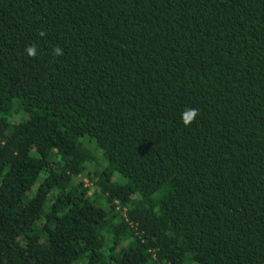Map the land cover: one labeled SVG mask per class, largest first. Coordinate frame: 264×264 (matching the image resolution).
Instances as JSON below:
<instances>
[{
	"label": "trees",
	"instance_id": "obj_1",
	"mask_svg": "<svg viewBox=\"0 0 264 264\" xmlns=\"http://www.w3.org/2000/svg\"><path fill=\"white\" fill-rule=\"evenodd\" d=\"M0 264H264V0H0Z\"/></svg>",
	"mask_w": 264,
	"mask_h": 264
},
{
	"label": "clouds",
	"instance_id": "obj_2",
	"mask_svg": "<svg viewBox=\"0 0 264 264\" xmlns=\"http://www.w3.org/2000/svg\"><path fill=\"white\" fill-rule=\"evenodd\" d=\"M26 51L30 57L34 56V46H30L29 48L26 49ZM54 53L56 55H63L62 50L59 48L54 49ZM198 115L199 112L197 109H186L182 114V122L184 126L185 127L191 126V124L195 121Z\"/></svg>",
	"mask_w": 264,
	"mask_h": 264
},
{
	"label": "rangeland",
	"instance_id": "obj_3",
	"mask_svg": "<svg viewBox=\"0 0 264 264\" xmlns=\"http://www.w3.org/2000/svg\"><path fill=\"white\" fill-rule=\"evenodd\" d=\"M97 155H98V153H96ZM98 163H101V159H100V157H99V155H98ZM87 167H88V169H90L91 167H92V165L91 164H87ZM79 177L82 179V181H83V183H84V185L85 186H88V187H90L89 189H88V193H90L91 192V186L89 185V181H88V178H87V176L85 175V173L83 172V173H81L80 175H79ZM95 197L97 198V200H100V196L96 193L95 194Z\"/></svg>",
	"mask_w": 264,
	"mask_h": 264
}]
</instances>
